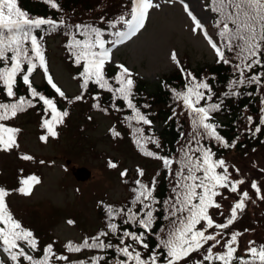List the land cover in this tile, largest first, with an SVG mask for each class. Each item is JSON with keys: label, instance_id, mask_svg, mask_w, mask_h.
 Wrapping results in <instances>:
<instances>
[{"label": "snow or ice", "instance_id": "snow-or-ice-1", "mask_svg": "<svg viewBox=\"0 0 264 264\" xmlns=\"http://www.w3.org/2000/svg\"><path fill=\"white\" fill-rule=\"evenodd\" d=\"M166 2L171 3L173 0ZM180 2L193 22V33L196 34L199 30L203 34L215 53L217 63L232 65L234 72L238 73L237 78L230 81L229 90L224 95H242L239 88L245 85L254 84L258 90L264 88V72L253 73L254 68H264V0H208L205 10L214 14L213 23L219 42L208 33L203 21L193 14L189 5L184 3V0ZM44 3L61 11L58 0H44ZM129 3L130 7L129 4L123 6L126 11L114 20L107 21L108 28L114 31L106 33L104 29L93 25H75V33L70 35L65 47L73 63L81 68L78 77H75L80 80L81 91L79 95L69 98L49 74L41 43L43 38H38L39 33L33 34L34 30L45 26V30H57L65 22L30 17L29 13L18 6V0H0V85L3 86L6 96L11 98V102H0V151L19 147L16 137L20 129L7 126L4 121L12 120L18 114L42 104L45 115L41 119V128L46 131L39 139L47 143L50 137L59 138L58 128L64 125L70 115L67 109L61 110L58 107L56 99L42 94L33 86L30 78L38 67L43 70L47 83L55 94L69 105L83 101L89 86L95 85L98 89L111 93V107L114 110L121 111L116 104L118 100L123 101L131 110L132 114L125 116L124 120L132 128L133 143L143 156L161 161L174 181L172 195L167 200L160 201L154 194L158 183L156 177L145 183L142 179L145 171L137 168L129 206L104 205L107 231L101 230L93 237H85L79 244L69 241L65 245L66 251L79 253L83 249L102 252L114 249L116 255L121 257L116 260V264H264V244L257 245L255 240H250L241 255L239 238L243 233L225 232L234 225L239 214L243 213L247 206L246 201L252 200L249 191L242 190V186L246 184L245 179L240 176L238 168L229 165L223 158H217L212 148L202 143L203 140L215 141L224 148H234L239 137L229 143L217 131L221 125L214 122L212 113L221 109L223 101L209 103L213 99L211 86L205 79H198L193 73L185 70L175 52L171 54V59L184 74L187 83L184 91L174 90V96L183 102L194 135L181 147L180 156L176 158L150 150L149 144H154L157 149L161 147L158 138L146 136L143 127H132L133 121L137 124L152 125L148 115L133 102L134 74L123 64L116 65L119 71L112 77L107 75L105 69L107 64L112 63L113 49L136 36L145 27L151 10L159 9L161 5L156 0H129ZM101 22H104L103 17ZM106 35L113 39H105ZM77 36L83 38L78 39ZM228 53L233 54L235 63ZM18 77L27 86V97L18 95L15 91ZM92 99L95 101L92 107L107 114L108 108H101L99 94L93 95ZM201 101H204L203 105ZM260 103L259 122L256 123L252 116L247 117L246 130L253 137L260 134L261 126H264V97ZM109 131L114 139L121 136L115 127ZM21 159L31 161L34 157L23 155ZM108 167L115 169L118 165L109 160ZM230 167L240 178L233 177ZM127 175V169L120 173L122 179ZM40 183V177L30 175L22 177L19 180L20 186L14 190L0 186V250L6 254L10 264H53V260L69 261L68 256L56 254L52 244L40 249L43 253L40 257L30 254L38 250L39 241L33 231L23 226L14 216L7 202L12 191L30 196L34 186ZM249 185L256 199L264 200V185L257 180L250 181ZM223 190L238 197L230 205L227 216L223 204L217 199L228 198ZM213 209L218 215L224 216L223 222L216 221L211 211ZM161 210L169 226L159 228V232H155L154 227L160 219L157 213ZM117 219H121L124 225L135 226L138 230H122L120 224L114 222ZM73 223L72 220L68 221L69 225ZM110 234L117 237V244L103 239ZM149 235L156 237L155 248L150 247L147 242ZM102 262L108 264L104 255H97L88 261H78V264ZM0 264H6V261L0 259Z\"/></svg>", "mask_w": 264, "mask_h": 264}, {"label": "trees", "instance_id": "trees-1", "mask_svg": "<svg viewBox=\"0 0 264 264\" xmlns=\"http://www.w3.org/2000/svg\"><path fill=\"white\" fill-rule=\"evenodd\" d=\"M58 3L61 6V11L52 9L49 5L44 3V0H18V6L22 10L29 13L30 17L55 19L57 21L63 20L65 22L64 25L57 30H52L51 28H47V30H45V26L42 29L34 30L33 34L39 33L38 38H43L41 43L45 52L49 74L53 77V81L56 83L54 73L51 68V43L52 41H59L60 48L63 52L62 56L66 63V66L68 67V70L71 73L74 81L80 87V80L75 77H78V73L80 72L81 68H78L73 63V59L69 55V52L65 47V45L69 41L70 35L72 33H75V25H93L95 27L104 29L106 33L114 31L108 28L107 21L114 20L122 12L126 11L123 6L125 4H129L130 7V3L129 0H58ZM207 3L208 0H206V4ZM210 13L212 14V17L214 19V14L211 11ZM101 17L104 18L103 23L101 22ZM212 27L215 30L216 37L219 41V37L217 36V29L215 28L214 23L212 24ZM106 36L113 39V37L109 35ZM77 38L82 39L83 37L77 36ZM228 55L233 59V62L235 63L233 54L228 53ZM181 65L185 70L193 73V75L198 79H205L209 83L213 91V99L209 103H220L221 101H223L221 109L217 112L212 113V116L214 122L221 125V127L218 128L217 131L229 143L233 142L237 137H239V139L236 140V146L234 148H224L219 143L208 140H203L202 143H205L209 147H211L212 150L216 153L217 158L225 159L229 165L234 166L235 168H238L240 170V176H242L246 181V184L243 185L242 188L245 187V190L249 191V193L251 194L252 190L248 187L249 182L252 181V176L262 174V168H264V126H261L262 132L260 134H257L255 137L251 136L246 130L248 128L247 117L252 116L256 123L259 122V117L261 115L260 101L261 98L264 97V88L258 90L257 86L254 84L245 85L239 88V91L242 93V95L225 96V92L229 90L228 86L230 81L236 79L238 76V73L234 72V68L232 65H225L222 62L217 63L216 58L212 64L194 69L188 64L187 57L184 58V61L181 62ZM105 70L109 77L114 76L119 71L118 68L109 64L106 65ZM256 72H264V68H254L253 73ZM132 73L134 74L133 79L135 80V87L133 89L135 97L133 102L138 107H140V110L143 113L147 114L148 118L152 121L151 126L137 124L135 123V121H133L132 127H143L144 134L146 136L152 135L155 138H158L161 147L157 149L154 144H149L148 148L150 150L156 151L160 155L179 158L181 147L191 139L192 135H194V133L192 132L190 120L188 118V114L184 109L183 102L181 100H178L174 96V90H185L187 80L185 79L184 74H182L180 69L176 67L174 71L163 77L157 89H155L154 91H150L149 84L138 78L134 72ZM251 74L252 73H248V75ZM39 75H41L43 79L42 82L38 84L35 82V80ZM30 79L33 82V86L36 87L38 91L49 96L50 98L56 99L58 101V107L61 110L67 109L69 111L70 115L66 118L64 125L58 128L59 137L61 134L63 136L65 134H70L75 126V122L77 120L79 122V120L84 116L91 121H93V114H99L106 117L112 122L111 128L115 127L116 130L121 133L120 137L114 139L110 134V131L108 132V136L111 139L114 147L117 150H120V147L124 145V148H129L130 150H132V152L143 163H145L144 166L139 167L140 169H143L145 171V175L142 178L145 183H149L153 177H156L158 181L156 185V191L154 193L156 197L163 202L172 195L171 189L173 187L174 181L169 176L167 170L162 166L161 161L143 156L138 151L136 145L133 143L132 128H130L128 126V122L124 120L125 116L131 115L132 113L131 110L125 106L123 101H116V104L121 108V111H116L111 107L113 103L111 93L100 90L95 85H90L88 92L85 93V99L83 101L69 105L66 101L58 97L51 86L48 85L42 69L38 67ZM262 79H264V77H262ZM57 86L60 87L58 84ZM15 91L18 95L26 97L28 95L27 86L23 84L22 80L19 77L17 85L15 87ZM80 91L81 89L76 95H79ZM97 93L100 96L101 108H108L107 114L92 107V105L95 103V101L92 99V96ZM249 93L252 94L249 95ZM66 95L69 98L76 96L69 95L67 93ZM0 102H11V98H8L6 96V93L3 91L2 85H0ZM201 104L203 105L204 101H201ZM144 105H147L148 107H144ZM44 115L43 105L38 104L35 108L28 109L27 111L18 114L16 118L9 121H4L3 123H5L7 126L20 129V125L22 123L20 122L17 125V122L20 119L27 120L30 123L37 124L40 132L44 134L46 130L41 128V119ZM156 126H160L162 127V129L158 131L156 129ZM253 127H255V125H253ZM84 131H86V128L80 127L79 132L75 133L73 137H84ZM20 133L21 130L18 133L16 139L19 138ZM5 166L2 167V165H0L1 180L4 176L10 175L11 172L12 166L10 168ZM173 167L175 169V165ZM127 171L128 175L123 180L125 188L127 190V196L120 202H114L111 204H108L106 202L101 203L97 208L99 226L93 233L85 232L83 239L85 237H93L101 230L107 231V221L104 205H112L114 207L129 206V202L131 201L133 196L131 189L135 187L133 181L137 178V173L136 171L132 173L131 169H127ZM230 171L233 172L234 178H240L236 175L233 168L230 167ZM36 174L37 170L33 169V173L31 175ZM25 175L26 174H21L20 172H18V174H15L13 179H11V182L2 180V182H0V186H3L8 190H14L20 186L19 180L22 177H26ZM258 182L261 183L260 179L258 180ZM223 191L224 195L228 198L221 200L218 197L217 199L220 200V202L223 204L224 213L225 216H227L230 205L238 197L236 196V194L229 193L226 190ZM16 194L18 193L12 191V194L7 198V202L11 208V211L14 213V216L22 222L23 226L33 231L34 235L39 241L38 250L30 254L36 257H40L43 254L40 249H43L49 244H52L53 251L56 254L69 257V261L53 260V264H69V262H71V264H78V261H88L92 256L97 255H104L108 264H116V260L118 258H121L116 255L114 249H108L103 252L96 249H83L79 253L67 252L65 249V245L69 241H67L66 243L61 242L55 236L53 227H50L52 222H54L55 220L54 216H58V212H60V210L53 208L49 204H44L43 208L41 209H32L30 207L17 208L16 206H12L10 202V198ZM247 204H249V202H246V205ZM157 207H160V205H157ZM211 211L217 222L224 221V216L218 215L215 209ZM259 214L260 212L258 210L248 209L247 218L239 216L234 225L225 230L226 233H231L235 230L243 233V237L241 236L242 238H239V252L241 255H243L244 249L248 246V242L250 240H255L257 242V245L264 244V238L262 241H260V237H264V231L252 227L251 224L252 216H258ZM157 215L160 216V219L157 221V224L154 227L155 232H159V228H167L169 226L168 221L163 218V210L157 213ZM29 217L30 219H28ZM62 217L63 215L61 216V218ZM114 222L120 224L122 230L124 228H128L131 231L138 230L135 226L122 224L121 219H117ZM246 229L248 231H245ZM103 239H105L106 242L108 240H111L113 244L118 243L117 237L112 236L111 234L109 235V237ZM70 241L75 244H79L82 242H78L75 240ZM147 242L150 244V247H156L157 241L154 235H149L147 238ZM0 259H4L1 254ZM4 260L6 261V264H10L7 259ZM102 264H104V262H102Z\"/></svg>", "mask_w": 264, "mask_h": 264}, {"label": "rangeland", "instance_id": "rangeland-1", "mask_svg": "<svg viewBox=\"0 0 264 264\" xmlns=\"http://www.w3.org/2000/svg\"><path fill=\"white\" fill-rule=\"evenodd\" d=\"M156 2L161 7L151 10L145 27L136 36L113 49L112 63L109 64L114 67L117 64L125 65L149 84L150 91L157 89L163 77L177 67L171 59L173 52L180 62L187 57L188 64L194 69L212 64L216 59L203 34L199 30L193 33V22L180 0ZM184 3L189 5L193 14L203 21L208 33L219 42L212 28L213 17L205 10L206 0H184ZM51 48V68L56 83L67 94H78L80 87L66 66L60 42L52 41ZM42 79L39 75L35 82L39 84ZM92 117L93 121L82 117L79 122H75L70 134H61L58 139L50 137L47 143L39 139L43 134L37 124L20 119L17 122V125L22 123L17 139L19 147L9 152H0V165L8 168L12 166L10 175L4 176L2 180L11 182L18 172L30 176L33 169L37 170L36 176L41 179L30 196L19 193L13 195L10 198L11 205L41 209L44 204H49L60 210L50 227H53L55 236L63 243L70 240L80 242L85 232L93 233L99 226L97 208L101 202H120L127 196L123 182L125 177L122 179L120 173L125 169H131L133 173L145 165L124 145L120 150L114 147L108 136L112 126L109 119L99 114H93ZM80 127L86 128L84 137L74 138L73 135L79 132ZM156 129L159 131L162 127L156 126ZM23 155H31L34 159L25 161L21 159ZM109 160L117 163L118 167L110 169ZM80 169L84 172L78 173ZM77 175L81 177L80 180ZM251 179H260V184L264 185V171ZM250 195L252 200L246 201L249 204L239 216L247 218L248 209L258 210L260 214L252 216L251 224L264 231V200L256 199L253 190ZM69 220L74 223L69 225ZM263 238L261 236L260 241ZM0 252L6 257L2 250Z\"/></svg>", "mask_w": 264, "mask_h": 264}, {"label": "water", "instance_id": "water-1", "mask_svg": "<svg viewBox=\"0 0 264 264\" xmlns=\"http://www.w3.org/2000/svg\"><path fill=\"white\" fill-rule=\"evenodd\" d=\"M82 172H84L83 169L78 170V173H82ZM88 176H90V173L88 174ZM77 178H79V180L81 179L79 175H77Z\"/></svg>", "mask_w": 264, "mask_h": 264}]
</instances>
